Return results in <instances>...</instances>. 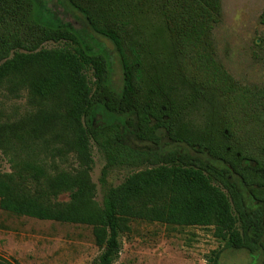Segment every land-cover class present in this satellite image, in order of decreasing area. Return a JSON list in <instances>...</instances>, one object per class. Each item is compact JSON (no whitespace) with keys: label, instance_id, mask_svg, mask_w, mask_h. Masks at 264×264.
Returning a JSON list of instances; mask_svg holds the SVG:
<instances>
[{"label":"trees","instance_id":"obj_1","mask_svg":"<svg viewBox=\"0 0 264 264\" xmlns=\"http://www.w3.org/2000/svg\"><path fill=\"white\" fill-rule=\"evenodd\" d=\"M91 30L114 46L122 85L110 87L106 58L81 44L74 33L38 21L32 0H0V87H26L56 104L40 111L41 126L59 129L52 147L101 154L100 183L114 169L132 170L118 186L104 190L100 206L93 186L80 173L16 162L15 142L31 133L0 125V149L12 174L0 176V209L40 221L92 228L100 249L95 264H114L128 219L170 225L214 226L225 240L238 225L241 240L226 249L264 254V88L235 81L217 60L212 31L221 19L220 0H67ZM264 30V10L259 15ZM264 52V31L259 39ZM66 43L72 50H45ZM62 107L60 114L57 107ZM111 118L100 125L98 113ZM139 142L183 144L219 162L217 169L191 154H159L125 144L120 124ZM43 162V161H42ZM234 176L260 207L246 210ZM44 187L32 194L24 187ZM37 191V189H36ZM68 192L67 203L51 202ZM219 254L206 264H218ZM0 264H12L0 257ZM264 264V260L262 262Z\"/></svg>","mask_w":264,"mask_h":264},{"label":"rangeland","instance_id":"obj_2","mask_svg":"<svg viewBox=\"0 0 264 264\" xmlns=\"http://www.w3.org/2000/svg\"><path fill=\"white\" fill-rule=\"evenodd\" d=\"M38 21L53 28H65L76 35L81 44L88 46L94 53L103 55L108 64L110 87L119 92L122 85V73L118 55L107 39L95 34L84 17L74 10L67 0H32ZM221 19L212 31L216 58L242 85L264 88V52L256 45L263 35L259 24V15L264 10V0H220ZM45 50L66 49L73 46L66 43H47ZM56 104L33 96L26 87L12 88L10 83L0 87V125H14L27 129L29 136H23L15 142L16 162L25 158L44 163L50 171L53 164L58 169L78 172L93 186V201L101 204L104 190L118 186L132 170L114 169L106 177V184L100 183L104 160L94 145H89L85 155L67 150L59 157L51 150L62 147L65 141L52 139L59 129L41 126L38 118L40 111L49 113ZM63 114L62 107H57ZM100 125L110 122L104 113L96 116ZM110 120V121H109ZM112 122L120 124L125 144L139 150L156 151L164 154L175 150L180 154L188 153L202 159L209 165L225 170L223 165L206 155L196 154L183 144L167 143L154 146L137 141L132 132L123 125L122 118ZM10 156L0 149V176L12 174L14 169ZM43 161V162H42ZM80 171V172H79ZM234 182L242 194L246 210L260 207L253 202L238 180ZM32 194H42V185L24 187ZM37 189V191H36ZM67 203L69 193L58 194L51 202ZM231 236L222 240L214 226L170 225L167 223L147 222L128 219L121 230V250L114 264H206L207 260L219 254L218 264H262L264 254L256 251L250 254L243 249H226L225 243L231 239L235 244L241 240L240 230L235 224ZM99 247L95 244L92 228L88 225L40 221L25 216H17L0 209V257L12 264H95Z\"/></svg>","mask_w":264,"mask_h":264}]
</instances>
